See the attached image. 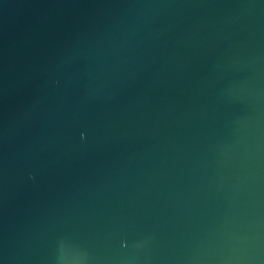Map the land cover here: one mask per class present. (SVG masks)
<instances>
[{
	"label": "water",
	"instance_id": "water-1",
	"mask_svg": "<svg viewBox=\"0 0 264 264\" xmlns=\"http://www.w3.org/2000/svg\"><path fill=\"white\" fill-rule=\"evenodd\" d=\"M0 264H264V0H0Z\"/></svg>",
	"mask_w": 264,
	"mask_h": 264
}]
</instances>
